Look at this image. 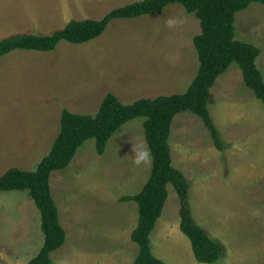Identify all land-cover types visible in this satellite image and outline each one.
Segmentation results:
<instances>
[{
  "label": "rangeland",
  "instance_id": "374dc122",
  "mask_svg": "<svg viewBox=\"0 0 264 264\" xmlns=\"http://www.w3.org/2000/svg\"><path fill=\"white\" fill-rule=\"evenodd\" d=\"M135 1L139 0H0V41L17 34L50 35L71 20L102 19ZM235 27L238 39L260 49L257 66L264 76V5L254 2L238 12ZM201 33L195 14L173 3L160 14L114 19L100 36L85 43L61 41L52 51L16 49L2 56L0 176L11 167L36 170L60 132L64 108L95 115L110 92L125 103L185 92L199 70L195 37ZM208 110L224 147L215 144L203 118L182 112L171 126L172 162L189 180L197 223L211 233L216 232L213 228L221 231L216 233L224 239L226 253L211 264H264V103L233 63L212 86ZM144 120L125 123L103 154L94 138L87 140L66 168L50 175L62 227L68 224L70 231L79 228L86 234L95 224L96 233L79 244L92 254L109 238L114 246L108 243L100 254L110 261L122 259V264L130 263L138 251L127 238L135 222L130 208L119 211L113 204L139 192L138 173H144L145 180L152 170L151 156L134 163V147L150 154ZM176 195L169 209L175 201L180 210ZM40 217L27 190L0 191V264H27L42 238ZM175 219L180 221V213ZM176 232L167 231L169 238L162 239L172 260L167 263L198 264L189 238L180 228L179 237L172 238ZM81 245L74 246L77 259ZM169 250H174V257ZM94 256L93 263H102Z\"/></svg>",
  "mask_w": 264,
  "mask_h": 264
},
{
  "label": "trees",
  "instance_id": "16d2710c",
  "mask_svg": "<svg viewBox=\"0 0 264 264\" xmlns=\"http://www.w3.org/2000/svg\"><path fill=\"white\" fill-rule=\"evenodd\" d=\"M254 2L264 5V0H139L111 10L102 19L71 20L50 35L17 34L0 41V58L16 49L52 51L61 41L81 44L97 38L114 19L160 14L173 3L195 14L202 27V33L195 37L199 70L185 92L138 98L131 103L122 102L110 92L95 115L64 108L60 132L36 170L11 167L0 176V191L27 190L40 211L44 244L28 264H53L51 253L66 242V231L50 189L52 172L66 168L89 139L96 140L98 153L103 154L115 132L138 117L145 118L144 130L153 167L141 192L122 197L123 201H136L139 210L138 225L131 236L138 246L133 264H167L153 253L151 233L162 215L169 184L180 196V226L191 241L196 260L211 264L221 259L223 245L210 237L193 216L189 202L190 183L173 165L169 137L175 116L190 111L205 120L218 148L224 147L208 104L216 79L233 63L241 67L246 86L264 103V76L257 66L260 49L238 39L235 27L236 14Z\"/></svg>",
  "mask_w": 264,
  "mask_h": 264
},
{
  "label": "crops",
  "instance_id": "0c3cea01",
  "mask_svg": "<svg viewBox=\"0 0 264 264\" xmlns=\"http://www.w3.org/2000/svg\"><path fill=\"white\" fill-rule=\"evenodd\" d=\"M150 156H151V154H150ZM151 159H152V156H151ZM152 166H153V161H152ZM151 172H152V170H151ZM151 172H150L148 178L145 179V180H143L144 179V176H145L144 173H142V172H139L138 173L139 181H141V182H139V183L137 182L136 185H139V188L142 187L139 192H141L142 189L144 188L145 184L147 183V181H148V179H149V177L151 175ZM136 180H137V178L136 179H133L134 182H136ZM174 190H175L174 186L172 184H169L168 185V192H169V194H168V198H167L166 203H165L164 208H163V212H162V215H161L162 218L160 216L161 219L160 218L158 219V221H157V223L155 225V228H154V230L151 233L152 251H153V253L155 254L156 257H158L159 259L163 260L166 263H167V261L170 262L172 260L170 258H168V255H167V247H166L165 250L162 248V239H164L165 237H168V235H166V232L167 231H172V230L173 231L176 230L177 232H176V234L172 235L171 237L172 238L173 237L175 238V236L179 237V234H180L179 233V228L181 229V226H180L181 219H180L179 222L176 219L174 220L175 215H177L178 213H180V210L177 209V204L178 203H176L175 201L173 202V205L175 206L174 208H170L169 209V207H167L170 198L172 197L173 198L172 200H174V196H175V198H176V196H178V195H176L177 194L176 191L174 193ZM139 192H137V193H139ZM137 193H135V194H137ZM135 194H131V195H135ZM95 196L99 199V196L100 195H95ZM127 196H129V195H127ZM95 202L98 203V201H95ZM127 202H129V201H122L121 203L114 201V204L113 205H114L115 209L117 208L119 211L123 207L130 208V211L132 212V219L135 222V225L132 226V228L129 230V232H128V235L129 236L127 238L129 240V242H132L131 241L132 240V238H131L132 232L137 227L138 220H139V216L137 217V209H136L138 207V204H137L136 201H134V202H136V205L135 204H126ZM97 203H95V204L97 205ZM95 204H94V206H95ZM168 210H171L173 213L171 211H168ZM138 214H139V210H138ZM95 215H98V214H95ZM168 215H169V217L167 218ZM39 223H40V220H39ZM72 224L73 223H72V218H71L70 219V222H69V226H71ZM39 228H40V234H41L42 238L40 240L39 246L37 247L38 249L35 250V252H32V255L30 256L29 260L28 259L25 260V261H27L26 262L27 264H28V262L33 257H35L38 254V252L42 248V245H43L42 242H44V235H43L41 226ZM65 229H66L67 241H66V243H64V245L60 249H58V250H56V251H54V252L51 253V257L53 258V262H54L53 264H61L62 262H63V264H77V261L83 262V264H122L121 263V260L122 259H112L111 258L112 260L110 261V258H109L108 255H106V254H100V253H104V251L106 250V247H109V244L111 246H114L112 244V242L110 241V239L108 238V236H107L108 242L102 244L101 245V249L100 248H96L95 251L92 254L91 253H88L87 252V249H85L84 246H82L81 244H79V243H81L82 238H85V237L88 238V234H90V236H92L93 234L96 233V231H95V224H92V226H90L89 233H86V234L83 231H80L79 228L78 229H74L73 231H70V229L68 228V224L66 225V228ZM116 230H117L118 233L121 234V232L119 231V228H117ZM131 230H132V232H130ZM213 230H215L216 232H219L221 234V231H220L219 228L218 229H214L213 228ZM181 231H182V229H181ZM125 232H127V229L125 230ZM206 232L210 235V237H212L213 239L217 240L218 242H220L223 245L224 251H225L224 254H223V256H224L225 253H226V247H225V244L222 241L224 239L221 238V235L218 234V233H216V232L215 233H213V232L211 233L210 230H206ZM106 234H107V231H106ZM76 245H81V247H78V250L81 252L80 259H77V254L79 252L77 254L73 255V253H74V246H76ZM133 245H134V243H133ZM103 246L105 247L104 250H102ZM66 247H67V249H66ZM70 247H72L73 250L69 251ZM191 247H192V244H191ZM65 249H66V251H65ZM192 251H193V248H192ZM169 252L174 257V255H175L174 250H169ZM94 255H96L98 257V259L101 260L102 263H96V262L93 263V261H96ZM137 255H138V251H137L136 256ZM193 255H194V251H193ZM111 256H112V253H111ZM136 256H135V258H136ZM223 256H222V258H223ZM194 257H195V255H194ZM135 258H133L130 263H126L125 262V264H133ZM222 258L220 260H222ZM195 260H196V257H195ZM196 262L198 264H202V263H199L197 260H196Z\"/></svg>",
  "mask_w": 264,
  "mask_h": 264
},
{
  "label": "clouds",
  "instance_id": "9594fccd",
  "mask_svg": "<svg viewBox=\"0 0 264 264\" xmlns=\"http://www.w3.org/2000/svg\"><path fill=\"white\" fill-rule=\"evenodd\" d=\"M133 151L135 156L134 163L136 164L146 162L150 158V154L141 147H134Z\"/></svg>",
  "mask_w": 264,
  "mask_h": 264
}]
</instances>
